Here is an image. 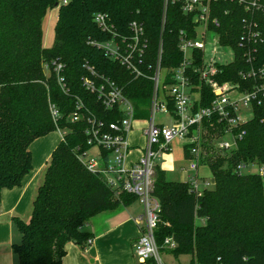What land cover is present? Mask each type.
<instances>
[{
	"label": "trees",
	"instance_id": "obj_1",
	"mask_svg": "<svg viewBox=\"0 0 264 264\" xmlns=\"http://www.w3.org/2000/svg\"><path fill=\"white\" fill-rule=\"evenodd\" d=\"M255 2L256 6L246 10L237 0H210V17L217 20L211 28L235 56L232 63L219 67L215 80L234 83L241 91H256L261 85L258 79L244 81L240 75L264 65V0ZM56 4L54 44L45 48L43 21ZM98 14L108 17L120 38H130L132 22L142 25L147 40L141 66L144 77L135 79L131 71L91 44L113 39L97 26ZM197 18L196 13L183 11L182 0H69L66 4L61 0H0V201L3 190L21 186L32 171L31 145L53 132H65L51 155L29 223L14 219L22 236L13 246L17 264H63L68 244L84 250L93 239L83 229L93 217L137 202L130 194L116 196L101 176L87 168L83 159L91 148L87 118L72 123L70 116L77 112L80 100L99 122L109 124L123 118L117 109L106 110L97 94L83 86L84 78L101 84L103 77L133 103L135 119L146 120L160 47L162 68H179L183 60L180 33L194 38L200 27ZM243 46L250 47L254 62L248 63ZM194 55L197 67L201 53ZM53 63L63 66L64 90ZM46 65L51 68L46 70ZM86 65L99 77L92 76ZM193 72L190 68L189 73ZM191 83L199 93L194 110L210 106L215 97L211 88L197 74ZM170 84L173 81L168 78L165 85ZM262 88L252 118L233 128L234 133L245 132L234 150L225 152L214 145L228 128L227 120L213 117L203 122L202 166L212 173V189L196 193L189 182L167 181L165 171L156 168L153 195L160 212L154 237L161 253L189 256L187 264H264V177L239 169L259 164L264 170ZM51 106L59 113L55 120ZM169 109L173 113L172 102ZM184 152L188 158L187 145ZM168 238L176 243L175 249L165 247ZM137 264L157 263L150 258Z\"/></svg>",
	"mask_w": 264,
	"mask_h": 264
},
{
	"label": "built area",
	"instance_id": "obj_2",
	"mask_svg": "<svg viewBox=\"0 0 264 264\" xmlns=\"http://www.w3.org/2000/svg\"><path fill=\"white\" fill-rule=\"evenodd\" d=\"M68 1L63 0V4ZM237 1L243 4L246 10L256 6L255 0ZM182 3L185 13H196L198 15L197 19L200 27L194 38L187 33H180L179 47L183 60L179 68L173 70L162 68L163 50L160 47L154 72L151 76L154 91L149 107V117L146 120L135 119L133 103L124 95L121 88L103 77L101 78V84H97L91 78H84L83 86L89 92L97 94L98 100L101 101L106 110L117 109L121 112L123 118L109 124L99 122L80 100L76 106L77 112L70 116L72 123L87 118V143L90 147L95 146L99 149L100 161L85 160L87 168L92 173L101 176L105 183L115 191L116 196L120 193L133 195L137 198V202L143 206L144 214L139 219L140 225H142L141 235L135 244V253L140 263L154 258L157 264H164L154 237V230L159 222L160 212V204L153 195L156 168L159 167L156 162L157 159L163 153L172 150L171 145L174 140H186L184 146H188V158H186L185 152L184 156L190 164L188 169L182 168L181 170L185 174L188 171L194 172L195 176L185 182H189L196 193L204 189H210V186L214 185L213 178L212 181H207L204 177L198 176V170L201 167H207L202 166L203 142L206 133L203 125L204 120H210L213 117L227 120L228 128L225 129L223 136L214 140V145L225 152L234 150L238 140L245 134L244 131L241 133L233 132V128L244 123L240 119L241 108L253 107V104L259 103V94L263 92L262 87H264V65L243 71L240 74L244 81L254 78L261 82L260 88L256 91H241L239 86L234 83L224 82L220 84L215 80L219 73V67L234 61V51L229 46L222 44L219 33L211 28V25L216 26L217 20L210 17V0H182ZM95 22L103 32L113 35V39L104 43L91 42V44L102 49L107 57L119 62L131 71L135 79L144 77L141 66L145 64L143 63V57L146 55L147 40L142 25L132 22L130 24V38H120L114 32L112 24L105 15L98 14L95 17ZM250 34L252 33L249 29L248 35ZM210 35H212L214 49L211 51V59L207 60V44ZM243 47L247 51L248 56L246 59L248 63L254 62L255 59L250 53V47ZM218 49H222V52L219 53ZM196 52L201 53L200 65L197 67L194 64L196 61L194 54ZM52 67L57 73L58 82L64 90V78L60 75L63 68L62 64L53 63ZM86 67L92 76L99 77L92 67L88 65ZM50 68V65L45 66L46 70ZM190 68L194 69L193 73H189ZM163 71L165 72L164 76H162ZM194 74L199 75L200 82L211 88L215 96L210 106L197 110H194V102L199 99V93L193 91L191 83ZM168 78L173 81V84L165 85ZM161 85L163 87L162 95H160ZM170 102L174 105L173 113L169 109ZM51 113L54 120L59 116L58 110L54 106H51ZM157 113L167 115L171 119L169 124L166 122L157 123L155 121ZM137 122L144 123L145 145L140 156L129 163V157L133 150L130 134ZM59 132L63 138L65 132ZM225 136H230L232 142L224 141ZM85 157L86 155H84ZM244 167L240 166L239 169L241 170ZM260 175L264 177L263 169H261ZM93 242V239L87 242L84 248L85 252L88 251ZM165 247L175 249L176 243L168 238L165 240Z\"/></svg>",
	"mask_w": 264,
	"mask_h": 264
},
{
	"label": "crops",
	"instance_id": "obj_3",
	"mask_svg": "<svg viewBox=\"0 0 264 264\" xmlns=\"http://www.w3.org/2000/svg\"><path fill=\"white\" fill-rule=\"evenodd\" d=\"M134 132L135 129L130 134L133 150L129 157V163L140 156L143 148H138L136 144L132 143L131 135ZM61 140L62 134L60 132L59 135L53 132L36 140L30 147L32 171L24 177L21 186L2 192L0 242L4 243L7 248L0 250V264L17 263L16 256L8 247L13 242L16 231H18L14 219L29 221L33 203L40 186L44 182L47 165ZM183 174L187 180L192 178L188 174ZM200 175L199 169L198 176L200 177ZM136 203L127 207L122 206L114 211L102 212L93 217L87 224L88 228L84 230L92 234L94 240L92 246L85 252L74 244H68L63 264H136L134 248L141 235L142 225H140L139 219L143 216Z\"/></svg>",
	"mask_w": 264,
	"mask_h": 264
},
{
	"label": "rangeland",
	"instance_id": "obj_4",
	"mask_svg": "<svg viewBox=\"0 0 264 264\" xmlns=\"http://www.w3.org/2000/svg\"><path fill=\"white\" fill-rule=\"evenodd\" d=\"M63 2V0H61ZM57 15H58V9L54 8L52 10H49L46 14V17L44 18L43 21V46L45 48H51L54 44V36H55V24L57 21ZM207 55L206 59L210 60L211 59V51H213L214 46H213V40H212V35L208 38V44H207ZM218 48V46H217ZM218 52H222V49H218ZM227 59V58H226ZM225 60V59H224ZM165 72H162V76H164ZM163 93V87L161 85L160 87V95ZM194 97V96H193ZM253 116V109L252 107H247V108H241V113H240V119L242 122L248 121L251 119ZM170 118L167 115H163L161 113H157L155 115V121L157 123L159 122H166L169 124ZM145 126L143 123L137 122L134 125L135 132L131 135V141L132 143L136 144L138 148H142L145 145V138L143 136V128ZM57 135H59V132L56 131ZM61 134V133H60ZM224 141H229L232 142V138L230 136H225L223 138ZM187 141L186 140H179L176 139L172 142L171 145V151L168 153H163L162 156L157 159V165L161 167L165 171V178L167 181L171 182H185L188 181L187 177L182 173V168H187L189 167V160H187L184 156V150L183 147ZM86 157L84 160L88 161L89 159H94L96 161H100L99 158V149L98 147H91L90 150L85 154ZM48 166V165H47ZM261 169H263L259 164H249L246 167L241 169V172L243 174H254L258 175L261 174ZM188 176L189 177H194L195 173L188 171ZM200 176L204 177L207 181H212V174L211 171L208 167H201L200 168ZM185 179V180H184ZM201 183V181H200ZM202 186V184H201ZM213 184L210 186V189L213 188ZM139 207L140 212L142 215L144 214L143 206L137 202L136 203ZM32 216V215H31ZM31 219V217H30ZM29 219V221H30ZM22 221H24L22 219ZM29 221L25 223H29ZM144 222V221H143ZM197 224H201L202 221L197 220ZM88 228V225H84L83 229L86 230ZM18 229V228H17ZM13 242L9 244V249L12 250V253H14L13 246L15 244H19L21 242L22 236L21 233L16 231L14 235ZM91 247V246H90ZM7 246L4 245V243L0 242V250L6 249ZM15 255V254H13ZM134 258L136 261V264L138 263L137 255L135 253V248H134ZM161 258L164 264H187L190 261L189 256H179L178 258H175L171 255H168L167 253H161ZM17 262V257L15 258ZM17 264V263H16Z\"/></svg>",
	"mask_w": 264,
	"mask_h": 264
},
{
	"label": "water",
	"instance_id": "obj_5",
	"mask_svg": "<svg viewBox=\"0 0 264 264\" xmlns=\"http://www.w3.org/2000/svg\"><path fill=\"white\" fill-rule=\"evenodd\" d=\"M55 7L57 8L58 7V4H56Z\"/></svg>",
	"mask_w": 264,
	"mask_h": 264
}]
</instances>
